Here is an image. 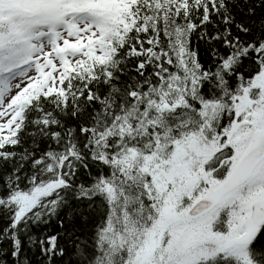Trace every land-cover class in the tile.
I'll return each instance as SVG.
<instances>
[{
	"label": "snow or ice",
	"instance_id": "obj_1",
	"mask_svg": "<svg viewBox=\"0 0 264 264\" xmlns=\"http://www.w3.org/2000/svg\"><path fill=\"white\" fill-rule=\"evenodd\" d=\"M0 264H264V0H0Z\"/></svg>",
	"mask_w": 264,
	"mask_h": 264
}]
</instances>
